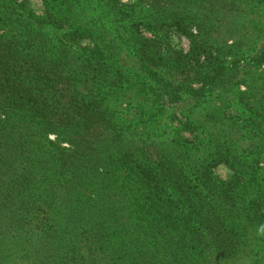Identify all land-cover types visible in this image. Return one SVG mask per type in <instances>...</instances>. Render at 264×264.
I'll list each match as a JSON object with an SVG mask.
<instances>
[{
	"label": "trees",
	"instance_id": "obj_1",
	"mask_svg": "<svg viewBox=\"0 0 264 264\" xmlns=\"http://www.w3.org/2000/svg\"><path fill=\"white\" fill-rule=\"evenodd\" d=\"M42 1L37 13L0 0V264H227L251 239L242 264H264V115L251 118L245 150L227 132L139 135L119 107L139 85L141 104L179 107L192 128L208 95L264 59L262 35L253 63L225 62L222 30L248 2ZM167 67L186 82L167 80Z\"/></svg>",
	"mask_w": 264,
	"mask_h": 264
},
{
	"label": "rangeland",
	"instance_id": "obj_2",
	"mask_svg": "<svg viewBox=\"0 0 264 264\" xmlns=\"http://www.w3.org/2000/svg\"><path fill=\"white\" fill-rule=\"evenodd\" d=\"M18 1L27 2L37 13L43 11L42 0ZM198 1L201 2L202 0ZM246 1L248 2V9L243 18H240L241 24L238 23L236 25L232 23L222 30L223 40H225L224 45L228 50L225 57V62L228 65L238 61L248 64L253 63L259 46L263 44L261 36L264 35V0ZM98 2L106 3V6L112 10L111 5H130L134 3V0H100ZM86 14L85 21H88L87 19L92 17L93 10L87 11ZM121 29L123 30V28ZM115 30L120 31L119 29ZM146 34L151 36L148 33ZM215 34L216 36L219 35V33ZM171 42V45L176 49H181L185 52L189 51L191 43L186 35L172 32ZM124 66L128 68V72L131 69L134 71L132 65L126 63ZM160 71L167 80L175 81L174 83L177 87L184 84L186 79L184 74L174 73L168 67L162 68ZM246 76L245 82L226 91L224 90V93L222 92L224 95L218 96L221 92L217 93L215 91L211 95H208V102L201 107H197L194 113L190 114L194 120L192 128L183 126V122L186 120L180 112L179 107L178 111H176L177 114L170 115L166 109L167 107L159 108L158 105L156 107H149L146 103L141 104L145 100V93L139 85L132 87L131 91L122 98L119 103L120 111L124 116L130 113L132 115L131 118L140 123L139 130H136L139 135L148 130L157 135L162 133L167 134L169 132L173 133L175 129L180 134L188 137L189 142L197 143L198 140L195 139V135L201 137L207 135L210 137L209 139H212L221 136L220 133L227 132L231 135H236V137H241L244 149L248 150L249 144L246 139L256 138L254 132L250 131V124H253L250 120L254 117V114H257L259 117H261L260 115H264V109H262L264 106V59H260L256 66H251V70ZM190 84L191 86L189 87H193L194 89L201 86L197 81H192ZM186 97L187 95L184 94L183 99ZM252 105H256L258 110L252 107ZM143 111L145 113L141 117ZM141 118L142 120L144 118L145 120L149 119V122L147 124L141 123ZM215 173L222 179H229L232 174L231 170L224 164L217 165ZM253 243L255 241L251 239L246 246H243V250L237 251V253L228 258L227 264H242L249 260L252 256L250 254L255 248ZM3 261L10 263V258Z\"/></svg>",
	"mask_w": 264,
	"mask_h": 264
}]
</instances>
